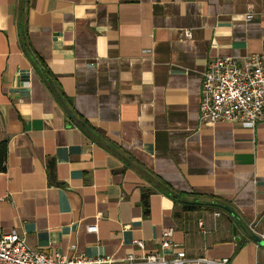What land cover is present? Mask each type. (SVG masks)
Wrapping results in <instances>:
<instances>
[{
	"label": "crops",
	"instance_id": "1",
	"mask_svg": "<svg viewBox=\"0 0 264 264\" xmlns=\"http://www.w3.org/2000/svg\"><path fill=\"white\" fill-rule=\"evenodd\" d=\"M249 54L264 0H0V231L114 261L171 231L167 256L264 264V121L199 120L206 63Z\"/></svg>",
	"mask_w": 264,
	"mask_h": 264
},
{
	"label": "built area",
	"instance_id": "2",
	"mask_svg": "<svg viewBox=\"0 0 264 264\" xmlns=\"http://www.w3.org/2000/svg\"><path fill=\"white\" fill-rule=\"evenodd\" d=\"M251 15L246 19L250 20ZM199 120L203 124L229 123L254 129L264 121V56L249 54L239 58L217 57L206 63L202 74ZM100 216V213L97 214ZM219 217V213H214ZM202 234L203 222H198ZM95 224L87 227L88 233H97ZM171 231L163 234L159 247L141 256L128 254L121 260L87 258L83 255L65 257L57 253L31 248L15 231H0V264H233L230 258L213 260L190 258L183 251L167 256ZM142 247V243H138Z\"/></svg>",
	"mask_w": 264,
	"mask_h": 264
},
{
	"label": "trees",
	"instance_id": "3",
	"mask_svg": "<svg viewBox=\"0 0 264 264\" xmlns=\"http://www.w3.org/2000/svg\"><path fill=\"white\" fill-rule=\"evenodd\" d=\"M24 5L20 4L17 12H16V16H17V20H18V24L20 27V40L22 42V44H25L26 41V32H25V28H24V18H25V13H24ZM25 46V45H24ZM54 92L56 93V95H58V97L63 101V102H67L69 104H71V101L63 94V93H57V91L54 90ZM6 155H7V140L3 139L0 141V172H4L6 170ZM215 199V198H213ZM191 205H195V204H191ZM220 205V204H217ZM210 206L209 208L214 209V207H217L216 205H208ZM196 206H183L181 208V211L183 212H188L191 211L195 208Z\"/></svg>",
	"mask_w": 264,
	"mask_h": 264
},
{
	"label": "water",
	"instance_id": "4",
	"mask_svg": "<svg viewBox=\"0 0 264 264\" xmlns=\"http://www.w3.org/2000/svg\"><path fill=\"white\" fill-rule=\"evenodd\" d=\"M70 117H72V115H70ZM206 205H216L217 207H219V208H221V209H223V210H225V211H227L229 213H233L228 207L223 206V205H217V204H214V203H207ZM253 239H254L255 242H258V243L260 242V239L258 237H256V236H253Z\"/></svg>",
	"mask_w": 264,
	"mask_h": 264
}]
</instances>
